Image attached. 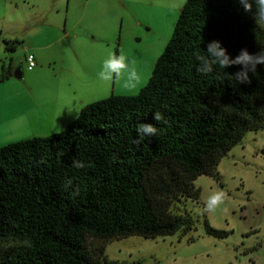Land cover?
Instances as JSON below:
<instances>
[{"label":"trees","instance_id":"obj_1","mask_svg":"<svg viewBox=\"0 0 264 264\" xmlns=\"http://www.w3.org/2000/svg\"><path fill=\"white\" fill-rule=\"evenodd\" d=\"M212 40L230 57L242 48L257 53L264 27L234 0H187L136 94L93 101L58 133L0 146V264H138L108 259L107 244L193 228L186 202L199 198L194 180L217 176L221 158L264 128V66L249 74L250 84L236 85L240 66L201 75L194 53L205 54ZM19 43L4 40L9 53ZM13 68L12 58L3 63L0 81ZM141 123L158 135L136 145ZM74 159L90 166L74 168ZM205 229L227 235L207 221Z\"/></svg>","mask_w":264,"mask_h":264},{"label":"rangeland","instance_id":"obj_2","mask_svg":"<svg viewBox=\"0 0 264 264\" xmlns=\"http://www.w3.org/2000/svg\"><path fill=\"white\" fill-rule=\"evenodd\" d=\"M124 2V0H0V34L2 37L20 41L13 53L22 60V69L25 72L29 70H26L27 62L24 55L26 51L32 53V44H46L56 37L53 34L45 36L40 30L35 29L42 26L37 27L36 19L39 12H45L43 17L48 23L55 21L61 24L62 28L64 16L68 12L67 24L75 25L74 30L77 33L90 39L94 34L96 40L98 35L103 33L109 36H115L113 33L122 35L121 39L116 38L114 44L108 46L93 44L89 47L86 44H79L82 51L79 52L81 60L78 62L70 60L62 73L57 62L56 65L51 64L50 67L54 65L53 69L47 66L45 71L40 69L34 72V75H28L32 80L30 83H34L32 97L36 106L34 112L31 110L29 114L26 113L21 126L15 127L16 135L31 138L58 133L67 125L64 126L60 121L72 117L69 113L79 114L84 105L112 94H136L147 82L155 62L152 57L158 50L149 47V44L135 42L133 37H139L142 41L148 39L144 38L145 32L142 31L147 16L145 14L129 18L127 22ZM136 2L151 4L154 8L155 5L168 7L169 0ZM58 5H61V13L56 11ZM51 9L55 12L52 11L51 17H48V11ZM179 10L174 16L168 7L166 17L162 21L163 25H160V31L166 32L167 40L173 31ZM29 11L35 12L34 16ZM146 13L153 17L154 13L148 9ZM128 24L129 30L126 27ZM151 27L156 32L158 26L154 22L151 23ZM163 48L164 45L159 53ZM107 49L117 54L122 49L130 59L136 61L137 69L142 75V83L137 91L125 90L122 82L106 84L98 79L97 72L109 51L106 52ZM21 81L24 82L23 76ZM26 101L27 96L23 94L21 106L23 110L28 106ZM253 136L256 138L253 139ZM243 140L245 142L243 154L247 158L242 163L233 162L231 149L221 158L217 176L202 174L194 180V185L200 192L197 200L188 199L186 202V209L194 219L191 230L155 238L129 236L110 241L105 250L107 258L138 264H264V228L261 231H254L258 229L254 225L257 222L263 223L264 217V208L259 207L260 212L257 213L255 204L264 201V154L260 151L255 152L257 147L264 149V128L256 133L248 132ZM236 146L234 147L237 150H241L239 145ZM240 153L241 151L239 155ZM217 189L227 194L221 208L214 213H197L195 209L203 207L204 198ZM205 221L214 228L227 231V235L219 237L208 233Z\"/></svg>","mask_w":264,"mask_h":264},{"label":"crops","instance_id":"obj_3","mask_svg":"<svg viewBox=\"0 0 264 264\" xmlns=\"http://www.w3.org/2000/svg\"><path fill=\"white\" fill-rule=\"evenodd\" d=\"M124 1H125L124 2V13L127 16V22L129 21V18H133L136 16H143L146 14L147 19L145 20V23L143 25L144 29H142V31L145 32L144 38H148V39L145 41H142L139 37H133V38L135 39V42L137 44H149V47H152L153 49H157L158 51H156L154 56L152 57V59L154 58L153 61H156L157 57L160 54L159 52L162 46L163 45L165 46V44L168 41L166 39L167 37L166 32L160 31V25H163L162 21L166 17L168 7L165 5H161V6L155 5L153 6L154 8H152L151 4H148V5L143 4V3L139 4L136 2V0H124ZM146 9L154 13L153 17L148 16V14L146 13ZM60 10H61V5L56 6V11L58 13H61ZM171 10L175 16V13L177 12V10H174V9H171ZM49 11H48L47 16L51 17L52 11L53 12L55 11L54 9H51ZM29 13H32V16H34L35 14V12H32V11H29ZM44 13L45 12L38 13V17L36 19L38 23L37 27L40 25L42 26L41 28H35V29L37 31L40 30V32L43 33L45 36H49L53 34L56 36L55 39L50 42H47L46 44H32V49H31L32 53L30 51H26L24 56L26 57V54L28 53L33 54L34 61L36 62V64L31 69H29L28 64H26V68H27L26 70H29V72H25V70L22 69V76L24 77V82L21 81L22 78L17 79L13 76V74L7 79L0 81V146L11 143V142H15L21 139H27V138L22 137L23 135H16L15 127L21 126L26 116V113L29 114L31 110L34 112V106H36V104L34 105V98L32 97V95L34 96V92L32 89L34 83H30L32 80L29 79L28 75H34V72H37L40 69L45 71V68L47 66L50 67L51 64L56 65L57 62L60 65V70L62 73L63 71L66 70V65L69 64L70 60H75L76 62L81 60L79 57V52H82V51H81L79 44H86L89 47H91L93 44H99V45L104 44L108 46L109 44H114L115 39L116 38L121 39V36H122V35H118L117 33L115 34L112 32L115 36H109L106 33H103V34H99L97 37L98 39L96 40L95 39L96 35L94 34L92 36V39H90V38L83 36L80 33H77L74 30L76 28L75 25L67 24V19L69 15L68 12L64 16L63 28L60 27L61 24L55 21H53V23H48V21H46V19L43 17ZM152 22H154L158 26L156 32H154L151 27ZM123 23H124V17H123ZM126 27H127V30H129V24ZM32 28H34V25H32ZM5 39H11V38H6L4 36L2 37L0 34V70H1L2 64L3 63L6 64L10 58H12L13 60L14 68L16 64L22 61L18 59L14 53H9L8 51H6L5 45H4ZM108 50L109 49L105 51L107 52ZM90 53L91 51L89 52V55ZM53 67H50V68L53 69ZM48 73H49V70H48ZM92 76L94 77L95 74L93 73ZM28 85H31V87ZM23 94L27 96L26 104L28 106L24 108L25 110H23L21 107L23 106V102H22ZM75 114L76 113H74V115ZM73 120L74 118L70 117L64 121H60V123H62L65 126L66 124L68 125L69 123H71ZM252 138L255 139L256 136H253ZM238 145H239L238 147H241V150H237L236 148L237 146L232 148L231 150L233 154L232 159L235 164L242 163L247 158L246 155L243 154V150L245 149L244 140ZM239 151H241L240 155H239ZM259 151L262 154H264V149H262V147H257L255 149V152L259 153ZM249 198L250 197L248 196V201L250 200ZM255 204L257 205L256 206L257 213L260 212L258 210L259 207L264 208V201L263 203L256 202ZM241 212H243V209ZM262 219H263V223L257 222V224L254 225L255 228L256 227L258 228V229H254V231L255 230L256 232L261 231L264 228V217H262Z\"/></svg>","mask_w":264,"mask_h":264},{"label":"clouds","instance_id":"obj_4","mask_svg":"<svg viewBox=\"0 0 264 264\" xmlns=\"http://www.w3.org/2000/svg\"><path fill=\"white\" fill-rule=\"evenodd\" d=\"M242 11L254 20L255 25L264 27V0H234ZM187 0H169L168 7L174 10L182 9L186 6ZM205 54L194 53L195 61L198 62L196 71L201 75L208 76L213 74L214 68L226 69L231 66H240L239 70L232 73L236 85L250 84L249 74L257 71V66H264V49L257 53H250L246 48L240 49L239 53L234 57H230L226 48L221 45L218 40H212L207 43ZM218 76L219 73H216ZM100 81L111 84L113 82H122V86L129 92H135L142 83V75L138 71L136 61L130 59L121 49L119 54L109 50L106 57L102 60L100 70L97 72ZM74 119L78 118V114L69 113ZM154 119L157 122L167 123L161 112L154 113ZM138 138L133 143L139 145L143 138L158 135L157 127L150 123H141L136 129ZM74 168L80 169L90 166L82 160L74 159L72 161ZM65 190L72 188V181L66 180L64 183ZM73 196L79 194L78 189H73ZM226 193L217 189L210 192L203 200V207L197 208L195 211L215 212L225 203Z\"/></svg>","mask_w":264,"mask_h":264},{"label":"water","instance_id":"obj_5","mask_svg":"<svg viewBox=\"0 0 264 264\" xmlns=\"http://www.w3.org/2000/svg\"><path fill=\"white\" fill-rule=\"evenodd\" d=\"M12 74L17 79H21L22 78V63L21 62L16 64L15 68L13 69Z\"/></svg>","mask_w":264,"mask_h":264},{"label":"built area","instance_id":"obj_6","mask_svg":"<svg viewBox=\"0 0 264 264\" xmlns=\"http://www.w3.org/2000/svg\"><path fill=\"white\" fill-rule=\"evenodd\" d=\"M28 64V68L31 69L35 65L34 56L31 53H28L25 57Z\"/></svg>","mask_w":264,"mask_h":264}]
</instances>
